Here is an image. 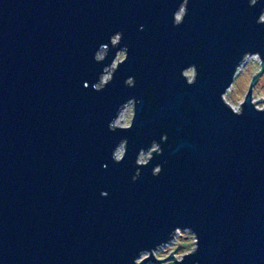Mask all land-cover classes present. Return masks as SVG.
<instances>
[{
  "label": "water",
  "instance_id": "95a60500",
  "mask_svg": "<svg viewBox=\"0 0 264 264\" xmlns=\"http://www.w3.org/2000/svg\"><path fill=\"white\" fill-rule=\"evenodd\" d=\"M179 2L0 0V264H132L186 227L199 247L183 264H264V113L247 103L260 71L242 116L219 100L244 52L264 58V0H189L173 27ZM116 31L128 58L97 93L115 49L102 64L92 55ZM129 97L132 129L109 132ZM162 133V155L132 182L137 151Z\"/></svg>",
  "mask_w": 264,
  "mask_h": 264
},
{
  "label": "clouds",
  "instance_id": "9594fccd",
  "mask_svg": "<svg viewBox=\"0 0 264 264\" xmlns=\"http://www.w3.org/2000/svg\"><path fill=\"white\" fill-rule=\"evenodd\" d=\"M189 0H180L178 6L172 13L171 24L173 27H178L184 22V18L187 15V5ZM248 6L253 7L258 3V0H247ZM255 23L257 25H264V8H262L257 16ZM143 29V26H140V30ZM123 38V33L121 31H116L108 37L107 44H101L92 55V59L95 63L102 64L105 60L107 53L110 49H115L113 58L110 63L103 65L101 71L97 74L94 82L91 83V89L94 92H102L107 85H109L114 79V74L118 71L119 66L127 61L128 58V47L127 45H121V40ZM251 57L250 63H262L264 64V58L261 57L259 52H250L246 51L242 54L239 63L234 67L232 74V79L234 76L235 70L244 62V58ZM179 76L184 80L187 86H192L198 77V68L197 65L192 63L188 64L185 67L180 69ZM123 85L128 88L135 86V78L133 76H128L123 80ZM83 87L88 88V82H83ZM225 91V90H224ZM220 94L219 100L221 104L233 115L236 117L242 116L244 112L243 105L246 103L245 100L239 101L235 105H226L222 100V94ZM140 103L136 97H129L124 102H122L116 109L115 114L109 120L107 124V130L109 132L116 131H130L133 127L134 118H135V109L136 106ZM250 104L253 111L258 113H264V104L256 102L254 103L251 99L247 101ZM168 136L167 133H162L159 138V142L155 139L150 141L147 148H140L137 151L136 159L134 164L136 169L134 174L131 177L132 182H135L140 176V168L146 167L155 156H160L163 153L161 145L167 142ZM128 140L127 137H122L114 146L111 152V159L114 163H121L126 155ZM162 171V164H156L151 169V175L153 177L159 176ZM102 197L107 196V192L102 191L100 193ZM177 228L172 229L168 233V240L162 242L161 244L156 245L152 249L148 250H139L137 255L133 257L132 264H144L145 261H148L149 258L154 260V253L162 245H170L173 241V233ZM182 232L187 233L190 237L188 243L190 246L182 252L179 259L176 261V264H183L185 257L194 255L198 251L199 242L197 234L191 229V227H186ZM155 261V260H154Z\"/></svg>",
  "mask_w": 264,
  "mask_h": 264
},
{
  "label": "rangeland",
  "instance_id": "374dc122",
  "mask_svg": "<svg viewBox=\"0 0 264 264\" xmlns=\"http://www.w3.org/2000/svg\"><path fill=\"white\" fill-rule=\"evenodd\" d=\"M251 57L244 58V62L239 65L235 70L233 79L230 81V85L222 94L223 101L228 105H235L242 100L245 90L249 86V80H251L253 74L256 75L253 85L251 87V100L256 103L264 104V69L260 68V63H250ZM260 69V70H259ZM184 229H176L173 235V241L170 245H162L156 253H154L155 262H146V264H173L172 260L179 259L183 251H185L190 244L188 241L190 237L187 233L182 232ZM171 254V258L167 257ZM167 257V258H166ZM163 259V260H162Z\"/></svg>",
  "mask_w": 264,
  "mask_h": 264
},
{
  "label": "bare ground",
  "instance_id": "6f19581e",
  "mask_svg": "<svg viewBox=\"0 0 264 264\" xmlns=\"http://www.w3.org/2000/svg\"><path fill=\"white\" fill-rule=\"evenodd\" d=\"M238 67H239V66H238ZM237 69H238V68H237ZM237 69H236V70H237ZM235 72H236V71H235ZM173 235H174V233H173Z\"/></svg>",
  "mask_w": 264,
  "mask_h": 264
}]
</instances>
